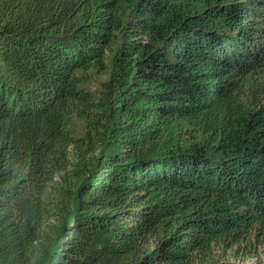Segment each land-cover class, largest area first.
<instances>
[{
    "label": "trees",
    "instance_id": "1",
    "mask_svg": "<svg viewBox=\"0 0 264 264\" xmlns=\"http://www.w3.org/2000/svg\"><path fill=\"white\" fill-rule=\"evenodd\" d=\"M252 235L264 0H0V264H207Z\"/></svg>",
    "mask_w": 264,
    "mask_h": 264
},
{
    "label": "rangeland",
    "instance_id": "2",
    "mask_svg": "<svg viewBox=\"0 0 264 264\" xmlns=\"http://www.w3.org/2000/svg\"><path fill=\"white\" fill-rule=\"evenodd\" d=\"M207 264H264V239L252 235L235 245L216 248Z\"/></svg>",
    "mask_w": 264,
    "mask_h": 264
}]
</instances>
